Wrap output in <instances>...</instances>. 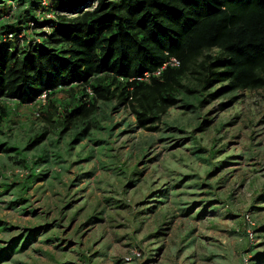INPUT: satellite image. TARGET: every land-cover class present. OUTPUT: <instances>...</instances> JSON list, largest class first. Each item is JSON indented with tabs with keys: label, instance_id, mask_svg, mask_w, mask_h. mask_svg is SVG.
<instances>
[{
	"label": "rangeland",
	"instance_id": "374dc122",
	"mask_svg": "<svg viewBox=\"0 0 264 264\" xmlns=\"http://www.w3.org/2000/svg\"><path fill=\"white\" fill-rule=\"evenodd\" d=\"M3 4L0 22L16 21ZM30 108L0 132L26 149L0 151V264H127L135 251L133 264H264V89L173 108L157 132L100 105L93 137L56 145L48 130L29 149L46 127ZM45 147L50 172L28 180Z\"/></svg>",
	"mask_w": 264,
	"mask_h": 264
},
{
	"label": "trees",
	"instance_id": "16d2710c",
	"mask_svg": "<svg viewBox=\"0 0 264 264\" xmlns=\"http://www.w3.org/2000/svg\"><path fill=\"white\" fill-rule=\"evenodd\" d=\"M11 1L16 21L0 22V44L7 43L0 47V132L14 123L10 115L35 109L47 128L29 136V149L48 130L56 145L69 131L72 144L93 137L100 105L117 103L137 129L157 132L173 108L197 111L226 95L264 89V0ZM11 1L0 0L5 11ZM41 14L54 19L40 21ZM0 151L26 149L1 143ZM55 159L64 161L61 154ZM48 160L44 149L27 162V179Z\"/></svg>",
	"mask_w": 264,
	"mask_h": 264
},
{
	"label": "built area",
	"instance_id": "2783aa9c",
	"mask_svg": "<svg viewBox=\"0 0 264 264\" xmlns=\"http://www.w3.org/2000/svg\"><path fill=\"white\" fill-rule=\"evenodd\" d=\"M39 18H40V21H43L42 19H44V18H46V19H48V20H50V19H54V16H52L51 14H45V15L41 14V15L39 16ZM32 27H33V28H38V31H37V32H39V31L42 30V28L36 26L35 23L32 24ZM32 27H31V28H32ZM21 35H22V34H21ZM21 35H20V36H21ZM20 36H19V37H20ZM11 38H12V36H9V37H8V40H11ZM22 38H23V35H22V37L20 38L21 41L23 40ZM6 40H7V39H6ZM12 40H13V39H12ZM170 65H171V66H178L179 63H178L176 60H172L171 63H170ZM45 100H46V96L44 95V96H42L40 103H41V102H45ZM36 116L39 117V114H38L37 112H36ZM250 238H252V235H250ZM140 257H141V254H140L139 252L135 251V252L132 253V255H131L130 257L126 258L125 261H126L127 264H133V263H135V259H139Z\"/></svg>",
	"mask_w": 264,
	"mask_h": 264
},
{
	"label": "crops",
	"instance_id": "0c3cea01",
	"mask_svg": "<svg viewBox=\"0 0 264 264\" xmlns=\"http://www.w3.org/2000/svg\"><path fill=\"white\" fill-rule=\"evenodd\" d=\"M44 149H46V147L44 148ZM46 151H47V155H48V159H49V152H48V150L46 149ZM49 161V160H48ZM45 168L47 169L46 171L48 172H50V170H51V168H50V166H48V167H46L45 166ZM54 169H52V172H55V171H53ZM56 173V172H55Z\"/></svg>",
	"mask_w": 264,
	"mask_h": 264
}]
</instances>
